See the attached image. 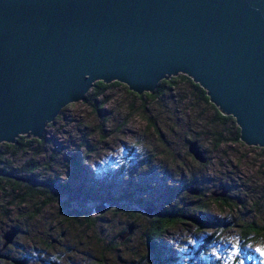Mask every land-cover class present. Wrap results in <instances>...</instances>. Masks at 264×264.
Returning <instances> with one entry per match:
<instances>
[{"label":"rangeland","instance_id":"374dc122","mask_svg":"<svg viewBox=\"0 0 264 264\" xmlns=\"http://www.w3.org/2000/svg\"><path fill=\"white\" fill-rule=\"evenodd\" d=\"M146 94L152 93L138 98L124 85L110 87L89 103L63 108L45 128L42 143L19 161L34 158L40 180L57 179L72 190L81 186L92 196L52 192L49 203L39 197L21 200L24 189L0 193V247L5 230H21L7 254L26 257L28 264H264V236L242 234L246 223L264 224L261 148L235 143L230 124L215 123L211 110L186 85L154 100ZM192 140L207 166L188 154ZM75 154L84 157L79 173L71 164ZM192 182L199 198L186 193ZM221 187L229 190L232 206L213 202L211 193ZM124 193L147 207L189 208L196 219H216L219 225L201 230L189 221L177 224L152 250L144 238L150 214L136 204L102 201ZM100 205L105 212L96 215ZM198 205L210 210L193 211ZM130 224L132 234L119 242ZM64 247L69 250L63 252Z\"/></svg>","mask_w":264,"mask_h":264},{"label":"water","instance_id":"95a60500","mask_svg":"<svg viewBox=\"0 0 264 264\" xmlns=\"http://www.w3.org/2000/svg\"><path fill=\"white\" fill-rule=\"evenodd\" d=\"M178 75L234 119L241 143L264 149V0H0V144L42 139L96 82L141 96ZM187 152L207 163L196 141ZM20 233L11 226L1 234V261L27 263L6 253Z\"/></svg>","mask_w":264,"mask_h":264},{"label":"trees","instance_id":"16d2710c","mask_svg":"<svg viewBox=\"0 0 264 264\" xmlns=\"http://www.w3.org/2000/svg\"><path fill=\"white\" fill-rule=\"evenodd\" d=\"M181 84L188 86V88L193 92V94L200 99L201 103L211 110L213 120L215 123H219L222 126H226L230 124V126L234 130V132L232 133V137H233L232 139L235 141V143H239L240 142L239 129L235 126L236 123H234L235 122L234 119L231 118L230 116L221 115L218 109L209 102L205 91L201 89L197 84L193 83L190 78L184 75H178L177 77H172L168 81H161L157 85L154 93L146 94L145 96L154 100L160 97L167 90H172ZM120 85L121 84L117 82H113L108 85L102 82H96L92 85L91 93L89 95L87 94L84 97L83 102L89 103L91 96H93L95 100L97 96H100L104 92V90L110 87L120 86ZM130 93L133 94L132 92ZM135 96L141 98V96H138L137 94ZM106 102H107L106 100L98 101L97 107L95 106L96 110L99 111L100 108L106 104ZM40 140L34 138L26 139L25 137L22 136V137H18L14 144H0L1 175H5L12 178L28 179L30 182V183H26L0 176V193H4L6 190H11L12 192H16L24 189L25 192L24 195L21 197V200H24L25 198L39 197L48 201L49 203L54 201L52 192H58V193L61 192L63 194H70L71 196H73V198H80V197L87 198L88 196H92L89 191H86V189L81 186L72 190L67 183L65 182L60 183L58 182L57 179L49 178V179L40 180L39 178L40 166L38 161L34 158H29V159L26 158L22 162L19 161V158L20 157L23 158L24 154L30 150H33L34 146L40 145L42 143V141ZM261 152L264 154V149H261ZM74 156L75 157L72 158L71 160V164L74 166L76 172L79 173L83 168L82 164L84 157L81 158L78 154H75ZM209 163L210 162L207 161L205 165H201V166H207ZM192 184H194L193 182L190 183V185L194 186ZM227 191L228 193L225 198L214 197L211 194V196L213 197V202L219 204L220 207L232 206L231 204L228 203L229 190L227 189ZM200 196L201 193L199 189V195H197L196 198H199ZM102 201L107 203H112L115 201V202H120L121 204H123V202L124 203L128 202L129 204H136L140 206L139 209L141 210L151 207L153 209V212L152 214L149 215V225L148 228L144 231V238L146 239V243L148 244L149 248L152 250L156 247L155 246L156 242H158L162 238V236L166 233V231L169 228L176 226L177 224H181L183 222L189 221L194 223L201 230L219 225V221L216 219L207 220L206 218H204L198 220L193 215L189 214L191 212L189 208L183 210V208L179 207L178 205L173 206L172 204H168L161 209H158L152 205L148 207L144 206L142 200L135 199L132 194L124 193L121 197L118 198H112L108 195L106 198H103ZM197 210L208 211L210 210V206L198 205L193 208V211H197ZM242 234L243 237H247L250 235L253 237L264 236V224L257 225L255 222L246 223L243 227ZM206 241L209 240L207 239ZM163 262H167V260L164 259ZM0 263H6V262L0 261Z\"/></svg>","mask_w":264,"mask_h":264},{"label":"flooded vegetation","instance_id":"af4514ba","mask_svg":"<svg viewBox=\"0 0 264 264\" xmlns=\"http://www.w3.org/2000/svg\"><path fill=\"white\" fill-rule=\"evenodd\" d=\"M2 242V241H1ZM51 244H57V241H51ZM7 250V249H6ZM67 250H69L68 248H66V247H64V248H62V251L63 252H65V251H67ZM100 253H98V255H99ZM23 258H25V259H27V263L26 264H28V258H26V257H23ZM85 259H87V257H85ZM1 261V260H0ZM98 261L99 262H101V255H100V258L98 259ZM5 262V261H4ZM6 263H8V264H11V263H9V262H6ZM86 264H88V263H86Z\"/></svg>","mask_w":264,"mask_h":264},{"label":"snow or ice","instance_id":"6c2138e0","mask_svg":"<svg viewBox=\"0 0 264 264\" xmlns=\"http://www.w3.org/2000/svg\"><path fill=\"white\" fill-rule=\"evenodd\" d=\"M262 255H264V252H261Z\"/></svg>","mask_w":264,"mask_h":264},{"label":"bare ground","instance_id":"6f19581e","mask_svg":"<svg viewBox=\"0 0 264 264\" xmlns=\"http://www.w3.org/2000/svg\"><path fill=\"white\" fill-rule=\"evenodd\" d=\"M177 77V76H176Z\"/></svg>","mask_w":264,"mask_h":264}]
</instances>
